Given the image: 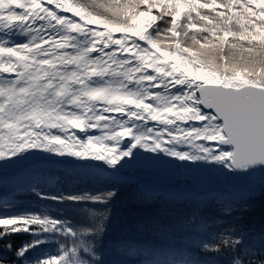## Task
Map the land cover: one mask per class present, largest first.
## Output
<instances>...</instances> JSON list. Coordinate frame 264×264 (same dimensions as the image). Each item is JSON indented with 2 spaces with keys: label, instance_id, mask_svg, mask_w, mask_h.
Returning <instances> with one entry per match:
<instances>
[{
  "label": "snow or ice",
  "instance_id": "6c2138e0",
  "mask_svg": "<svg viewBox=\"0 0 264 264\" xmlns=\"http://www.w3.org/2000/svg\"><path fill=\"white\" fill-rule=\"evenodd\" d=\"M141 153L232 176L264 169V0H0V171L42 156L117 173ZM115 188L29 192L106 208ZM15 207L0 200V252L15 264H105L107 212ZM193 225L198 258L178 264H264V230ZM21 234L31 239L15 246Z\"/></svg>",
  "mask_w": 264,
  "mask_h": 264
},
{
  "label": "trees",
  "instance_id": "16d2710c",
  "mask_svg": "<svg viewBox=\"0 0 264 264\" xmlns=\"http://www.w3.org/2000/svg\"><path fill=\"white\" fill-rule=\"evenodd\" d=\"M90 173V174H86ZM53 181L54 186L48 187L46 180ZM39 185L48 192L64 190L66 192H80L83 190H105L115 184L117 196L107 207L99 205L74 206L57 205L50 201H43L29 192L33 185ZM9 184H1L0 191H6ZM15 192L0 200L11 201L16 207L14 212H46L51 215H64L79 220V208H90L104 211L108 214L106 234L104 236V252L109 254L128 253L129 246L148 243L175 252L179 258H198L195 251L186 248L199 240V229L194 227L193 220L204 218L215 220L217 224H227L235 221L242 224L253 233L264 230V178L258 176L255 183L242 193H205L200 196L184 194L179 197L164 192H152L142 183H135V179L117 175H101L56 167H41L24 176L13 187ZM241 196H248L243 207H237L231 216L220 211ZM138 227L140 232L133 228ZM142 232L144 234H142ZM31 237L21 234L13 237V244L19 246ZM103 252V253H104ZM6 261L15 264L14 254L9 252ZM38 254V250L32 253ZM174 257V256H172ZM171 257V258H172ZM178 258V259H179Z\"/></svg>",
  "mask_w": 264,
  "mask_h": 264
},
{
  "label": "bare ground",
  "instance_id": "6f19581e",
  "mask_svg": "<svg viewBox=\"0 0 264 264\" xmlns=\"http://www.w3.org/2000/svg\"><path fill=\"white\" fill-rule=\"evenodd\" d=\"M48 159L56 160V157H51ZM164 161H165L164 159L163 160L149 161L148 158L144 154L140 157L139 162L133 163L131 165L124 167L123 169H121L117 173V175L120 173H123V172H128V173L135 174L137 176L149 177V176H154V174L156 172H158L161 176L160 178L166 183V187H165L166 190H173L175 187L176 191H181V190H184L185 188H188L189 191L194 190L195 192H203V194H205L204 191H207V190H209L207 192L223 194L225 192L236 191L238 189L244 188L243 184L242 185H236L233 187H225L221 181L217 180L213 183L212 179L209 180L207 183V184H211V185H199L196 182L189 181V178H184L178 172H172L171 167L168 168V167L161 164ZM60 162L65 163L67 165L76 166V167H87V168H92V169L100 170V171L106 170L101 165H89V166L78 165L74 160L69 161V160H61L60 159ZM170 165L173 167L177 166V164L173 163V162H171ZM107 171H109V170H107ZM226 171L227 170L222 169L223 174ZM191 176H194V175H191ZM156 190H158V189H156ZM194 194H196V193H194Z\"/></svg>",
  "mask_w": 264,
  "mask_h": 264
},
{
  "label": "water",
  "instance_id": "95a60500",
  "mask_svg": "<svg viewBox=\"0 0 264 264\" xmlns=\"http://www.w3.org/2000/svg\"><path fill=\"white\" fill-rule=\"evenodd\" d=\"M50 162L62 163V162H60V159H58L57 157H56V160H53V159H48V158H45L42 156H32V157H29L23 161L17 162L14 165L5 166L3 168V170L0 171V175H7V176L13 178L16 175H18V173H20L22 170H24L26 168H31L33 166L40 165V163H50ZM69 166L76 168V166H72V165H69ZM85 168H87V167H85ZM98 171H99L98 173L104 174V175H117V174L112 173V172L107 171V170H104V171L98 170ZM125 173L127 175L126 174H118L117 176L133 178V179H135L136 184L142 183L146 187L150 188L152 192H162L161 189H164V191L166 190L165 189L166 183L160 178L161 176L158 172H156L154 174V176H149V177L137 176L135 174L128 173V172H125ZM256 176H261L264 178V169H258L255 172H252L250 175H247V176H232L226 171L224 174L222 173L221 178H222V184L225 187H233L236 185H242L243 184V186H246L248 184H251L252 182H254V180H255L254 178ZM156 189H158V190H156ZM185 189H188V188H185ZM167 192H164V193H167ZM168 193L171 195H175L177 197L186 194L185 192H183L184 193L183 194V193H176V192H171V191ZM207 193H213V192H207ZM225 193H227V192H225ZM202 194L203 193L196 194V195H202ZM213 194H217V193H213Z\"/></svg>",
  "mask_w": 264,
  "mask_h": 264
},
{
  "label": "rangeland",
  "instance_id": "374dc122",
  "mask_svg": "<svg viewBox=\"0 0 264 264\" xmlns=\"http://www.w3.org/2000/svg\"><path fill=\"white\" fill-rule=\"evenodd\" d=\"M142 155H144V154L141 153V156ZM58 159H60V158H58ZM164 160L165 161L161 163L162 165H164V166H166L168 168L171 167L172 172H178L184 178H189V181L196 182L199 185H211V184H207L208 181L211 180V179L213 180V183L215 181H217V180L222 182V178H221L222 168H219L218 166L202 165L200 167H191V166H176V167H173V166L170 165L171 164L170 161H168L167 159H164ZM44 165H53V166L59 167V168H63L64 167V168L77 169V170L82 169L83 171H89L91 173H98L99 172L98 170H95V169H92V168H85V167H76L75 168V167H71V166H69L67 164H64V163H52V162H50V163H40L39 166H44ZM120 174H126V173L123 172V173H120ZM191 175H194V176H191ZM254 182H255V180H254ZM254 182L244 186L243 189L236 190V191H239V192H235V193H242L240 191L245 192L246 190L249 189L250 186L253 185ZM161 190L164 191V189H161ZM167 191L168 192H170V191L171 192H176V193H183V192L191 193L192 192L191 193L192 195L194 193H196V194L203 193V192H195L194 190L193 191H189L188 189H184V190H181V191H176L175 187H174L173 190H165L164 192H167ZM207 191H209V190H207ZM207 191H204V193H206Z\"/></svg>",
  "mask_w": 264,
  "mask_h": 264
}]
</instances>
